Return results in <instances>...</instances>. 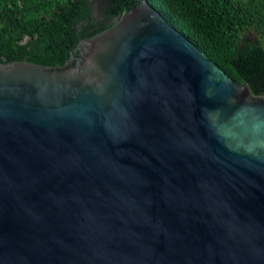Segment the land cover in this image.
<instances>
[{
	"label": "water",
	"instance_id": "95a60500",
	"mask_svg": "<svg viewBox=\"0 0 264 264\" xmlns=\"http://www.w3.org/2000/svg\"><path fill=\"white\" fill-rule=\"evenodd\" d=\"M0 264H264V93L149 0L0 62Z\"/></svg>",
	"mask_w": 264,
	"mask_h": 264
},
{
	"label": "trees",
	"instance_id": "16d2710c",
	"mask_svg": "<svg viewBox=\"0 0 264 264\" xmlns=\"http://www.w3.org/2000/svg\"><path fill=\"white\" fill-rule=\"evenodd\" d=\"M141 0H0V62L64 65ZM253 95L264 93V0H149ZM101 2L104 16L95 15Z\"/></svg>",
	"mask_w": 264,
	"mask_h": 264
},
{
	"label": "rangeland",
	"instance_id": "374dc122",
	"mask_svg": "<svg viewBox=\"0 0 264 264\" xmlns=\"http://www.w3.org/2000/svg\"><path fill=\"white\" fill-rule=\"evenodd\" d=\"M103 14V5L101 2H96L95 3V15L97 17H101Z\"/></svg>",
	"mask_w": 264,
	"mask_h": 264
},
{
	"label": "flooded vegetation",
	"instance_id": "af4514ba",
	"mask_svg": "<svg viewBox=\"0 0 264 264\" xmlns=\"http://www.w3.org/2000/svg\"><path fill=\"white\" fill-rule=\"evenodd\" d=\"M104 15H105V14H104V12H103L102 16H104ZM102 16H101V17H102Z\"/></svg>",
	"mask_w": 264,
	"mask_h": 264
}]
</instances>
